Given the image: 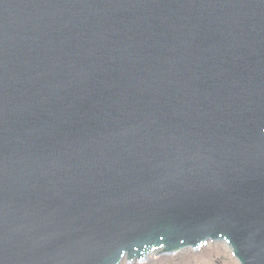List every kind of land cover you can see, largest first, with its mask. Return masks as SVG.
<instances>
[{
	"label": "water",
	"instance_id": "1",
	"mask_svg": "<svg viewBox=\"0 0 264 264\" xmlns=\"http://www.w3.org/2000/svg\"><path fill=\"white\" fill-rule=\"evenodd\" d=\"M210 239L264 264V0H0V264Z\"/></svg>",
	"mask_w": 264,
	"mask_h": 264
},
{
	"label": "rangeland",
	"instance_id": "2",
	"mask_svg": "<svg viewBox=\"0 0 264 264\" xmlns=\"http://www.w3.org/2000/svg\"><path fill=\"white\" fill-rule=\"evenodd\" d=\"M210 248V249H209ZM155 251L146 260L124 259L121 264H241L232 247L224 240H208L202 247H185L177 252ZM238 262H236V261Z\"/></svg>",
	"mask_w": 264,
	"mask_h": 264
},
{
	"label": "bare ground",
	"instance_id": "3",
	"mask_svg": "<svg viewBox=\"0 0 264 264\" xmlns=\"http://www.w3.org/2000/svg\"><path fill=\"white\" fill-rule=\"evenodd\" d=\"M209 249H210V248H209ZM124 259L127 260L128 258H124ZM124 259H123V260H124ZM123 260H122V261H123ZM234 261H236V260H234ZM236 262H238V261H236ZM238 263H239V262H238ZM120 264H121V263H120ZM195 264H200V263H195Z\"/></svg>",
	"mask_w": 264,
	"mask_h": 264
}]
</instances>
